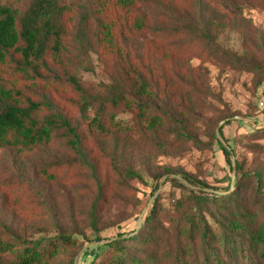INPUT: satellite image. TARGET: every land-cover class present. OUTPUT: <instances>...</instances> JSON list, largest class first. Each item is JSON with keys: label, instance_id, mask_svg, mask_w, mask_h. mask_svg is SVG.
<instances>
[{"label": "trees", "instance_id": "trees-1", "mask_svg": "<svg viewBox=\"0 0 264 264\" xmlns=\"http://www.w3.org/2000/svg\"><path fill=\"white\" fill-rule=\"evenodd\" d=\"M137 2L113 0V5L129 13ZM77 5L80 14L70 41L64 22V15L73 9L69 0H32L23 13L14 6L0 4V64L9 56H17L16 60L12 58L16 73L31 80L47 78L67 85L80 119L86 122L85 132L109 161L113 173L125 180H142L132 163L136 147L147 142L150 152L165 153L172 143L192 138L185 136L183 120L168 110L167 104L172 101L163 87L131 64L123 49L114 45V26L102 16L108 4L92 8L90 0H78ZM193 8L192 16L180 20L184 35L212 55L219 66H249L242 55L216 44L224 31L239 26L221 4L193 0ZM175 13L172 6L166 16L173 19ZM143 25L141 20H133L136 30ZM97 50L115 59L107 82L99 84L82 78L83 73L93 71L90 55ZM179 76L175 74L178 81ZM186 85L196 94L186 90L187 102L181 99V104L201 103L210 93L196 81ZM122 114L130 115L129 123L118 118ZM168 124L172 125L171 132ZM259 129L264 133V126ZM168 134L174 136L172 142L167 141ZM214 137L223 138L221 127ZM55 142H61L70 154L64 163L84 167L100 189L83 146L80 124L65 116L50 98L25 97L23 90L6 87L0 78V154L19 158ZM218 143L233 174L225 188L166 168V182H175L178 198L163 206L158 195L139 224L140 212L135 215L136 225L127 233L109 238L98 235L96 201L86 215L87 226L93 231L89 235L63 229L51 213L44 216L41 228L33 224L35 233L24 235L10 228L0 215V264H74V257L94 242L81 252L79 264H264V171L246 172L241 163L232 161L228 146ZM52 168L39 166L33 179L55 181L56 176L49 172ZM12 184L37 199L44 198L42 188L22 176L12 177L6 186ZM159 186V181L147 186L149 198ZM40 204L48 209L44 201ZM49 230L53 234L48 235Z\"/></svg>", "mask_w": 264, "mask_h": 264}, {"label": "rangeland", "instance_id": "rangeland-1", "mask_svg": "<svg viewBox=\"0 0 264 264\" xmlns=\"http://www.w3.org/2000/svg\"><path fill=\"white\" fill-rule=\"evenodd\" d=\"M31 1L0 0V4L14 6L23 13ZM137 1L129 13L116 8L113 0H90V4L92 8L99 7V3L108 4L102 16L114 26V45L123 49L131 64H136L139 70L163 87L164 94L172 101L167 104L168 110L183 120L185 136H191L192 140L174 142L165 153L150 152L147 142L141 143L134 149L138 151L133 155L132 163L141 173L142 180L117 177L93 138L85 132L86 122L79 117L71 89L64 83L53 82V79L31 80L16 73L12 58L16 60L17 56L7 57L6 62L0 64V78L6 87L21 89L25 97L34 100L48 97L65 116L80 124L83 146L95 168L100 187H96L84 167L64 163L70 154L61 142L19 158L0 154V215L14 231L32 235L36 231L33 224L41 228L46 219L44 216L51 213L63 229L92 234L86 215L96 201L99 236L109 238L117 233L130 232L136 225L135 215L140 212L139 224L158 195L163 206L178 198L175 182H166V168L183 171L214 187L227 186L228 177L233 179V174L218 141L228 146L233 154L232 161L241 163L246 172L264 171V133L259 131L264 126V2L230 0L229 4H224L220 0H211L212 4H221L239 25L224 31L216 41L223 48L242 55L249 65L233 69L219 66L212 55H207L206 50L181 31L183 23L180 24V20L193 14V0ZM69 3L73 9L64 15V22L72 41L80 6L78 0H69ZM172 6L176 13L173 19H169L166 14ZM137 19L144 24L141 30L133 27V20ZM90 58L93 71L83 73V80L95 84L107 82L114 70V57L97 50ZM175 74L180 75V81ZM188 81L204 84L209 90L201 103L181 104V99L187 102L186 90H191L186 85ZM118 118L129 123L130 115L122 114ZM171 126L168 124L170 132L173 130ZM220 127L223 138L215 139L214 134ZM172 134L166 136L167 141L175 139ZM39 166L53 167L49 172L56 176V180L51 183L39 178L34 180ZM14 176L34 182L42 188L44 198L37 199L24 188L17 189L15 184L6 186ZM157 181L160 186L149 198L147 186ZM42 201L48 205L47 210L41 206ZM51 234L53 232L49 230L48 235ZM40 235L44 234H34L35 237ZM94 243L84 248H90ZM84 248L74 257V264H79Z\"/></svg>", "mask_w": 264, "mask_h": 264}, {"label": "water", "instance_id": "water-1", "mask_svg": "<svg viewBox=\"0 0 264 264\" xmlns=\"http://www.w3.org/2000/svg\"><path fill=\"white\" fill-rule=\"evenodd\" d=\"M221 143H222L223 145H225L223 141H221ZM75 264H76V262H75Z\"/></svg>", "mask_w": 264, "mask_h": 264}]
</instances>
